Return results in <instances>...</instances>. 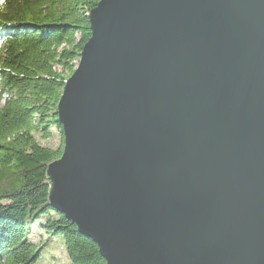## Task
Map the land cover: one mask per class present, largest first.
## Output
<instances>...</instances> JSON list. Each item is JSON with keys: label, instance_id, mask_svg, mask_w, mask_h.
I'll use <instances>...</instances> for the list:
<instances>
[{"label": "water", "instance_id": "water-1", "mask_svg": "<svg viewBox=\"0 0 264 264\" xmlns=\"http://www.w3.org/2000/svg\"><path fill=\"white\" fill-rule=\"evenodd\" d=\"M88 20L50 206L105 264H264V0H99Z\"/></svg>", "mask_w": 264, "mask_h": 264}, {"label": "trees", "instance_id": "trees-1", "mask_svg": "<svg viewBox=\"0 0 264 264\" xmlns=\"http://www.w3.org/2000/svg\"><path fill=\"white\" fill-rule=\"evenodd\" d=\"M98 1L0 0V264H35L38 231L62 239L68 264H105L97 246L50 206L46 177L63 148L57 103ZM53 131L55 147L37 140Z\"/></svg>", "mask_w": 264, "mask_h": 264}, {"label": "rangeland", "instance_id": "rangeland-1", "mask_svg": "<svg viewBox=\"0 0 264 264\" xmlns=\"http://www.w3.org/2000/svg\"><path fill=\"white\" fill-rule=\"evenodd\" d=\"M36 136L37 140L42 145L55 147L59 141V134L57 131H53L51 138L46 140L40 138L38 134ZM36 234V241H38L40 244H43V247L40 257L35 262V264H68V259L64 251L63 241L61 238L47 237V235L40 231H38Z\"/></svg>", "mask_w": 264, "mask_h": 264}]
</instances>
